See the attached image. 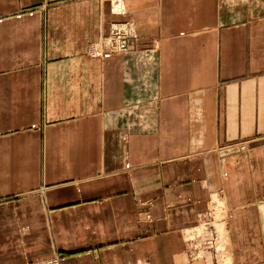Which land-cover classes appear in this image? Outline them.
<instances>
[{
	"label": "crops",
	"instance_id": "1",
	"mask_svg": "<svg viewBox=\"0 0 264 264\" xmlns=\"http://www.w3.org/2000/svg\"><path fill=\"white\" fill-rule=\"evenodd\" d=\"M124 1L0 0V264H196L219 190L264 264V139L237 144L264 134V10ZM126 19L134 48L94 54Z\"/></svg>",
	"mask_w": 264,
	"mask_h": 264
},
{
	"label": "rangeland",
	"instance_id": "2",
	"mask_svg": "<svg viewBox=\"0 0 264 264\" xmlns=\"http://www.w3.org/2000/svg\"><path fill=\"white\" fill-rule=\"evenodd\" d=\"M111 8L116 12H126L127 5L124 0H108ZM223 4L234 6L237 13H257L264 10V0H222ZM128 23L131 32L130 47L124 52L134 48L137 31L136 24L131 19L123 20ZM120 22V21H119ZM133 28L131 29V24ZM153 79V78H152ZM152 84V91L154 90ZM264 139V134H254L252 137L238 141L242 150L249 148L252 142ZM222 190L216 191L205 211L199 217V222L189 230L187 259L196 264H248V256H234L227 225L228 207L223 198ZM223 246H222V244ZM221 244V245H220ZM254 248V245H253ZM218 249V250H217ZM221 253V254H220ZM227 253V254H225ZM229 256V259H228ZM222 261V262H221ZM253 262L255 259L253 258ZM27 263V262H26Z\"/></svg>",
	"mask_w": 264,
	"mask_h": 264
},
{
	"label": "built area",
	"instance_id": "3",
	"mask_svg": "<svg viewBox=\"0 0 264 264\" xmlns=\"http://www.w3.org/2000/svg\"><path fill=\"white\" fill-rule=\"evenodd\" d=\"M119 2V0L117 1ZM117 12V11H116ZM117 12V13H123ZM133 28V23L131 24ZM131 32L129 31L128 23L124 21H116L112 24L108 34L103 35L95 41L91 50L94 54H102L105 51H126L130 47ZM25 264H61L60 256L53 255L42 259L32 260Z\"/></svg>",
	"mask_w": 264,
	"mask_h": 264
},
{
	"label": "bare ground",
	"instance_id": "4",
	"mask_svg": "<svg viewBox=\"0 0 264 264\" xmlns=\"http://www.w3.org/2000/svg\"><path fill=\"white\" fill-rule=\"evenodd\" d=\"M221 244H222V243H221ZM221 244H220V245H221ZM222 246H223V244H222ZM217 250H218V249H217ZM220 254H221V253H220ZM225 254H227V253H225ZM227 255H228V254H227ZM228 259H229V256H228ZM221 262H222V261H221Z\"/></svg>",
	"mask_w": 264,
	"mask_h": 264
}]
</instances>
